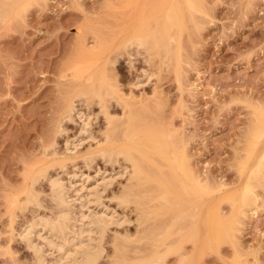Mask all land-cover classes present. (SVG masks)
Here are the masks:
<instances>
[{
    "label": "rangeland",
    "instance_id": "rangeland-1",
    "mask_svg": "<svg viewBox=\"0 0 264 264\" xmlns=\"http://www.w3.org/2000/svg\"><path fill=\"white\" fill-rule=\"evenodd\" d=\"M0 3V264H37L21 233L32 220L56 217L50 179L62 181L77 219L78 174L101 173L111 183L82 211L125 221L107 225L100 264H108L113 235L134 238L144 225L156 235L163 220L186 212L188 229L173 228L155 264H264V0ZM136 35L145 47L125 44ZM95 89L116 119V147L126 144L123 134L133 137L126 146L139 150L141 175L128 180L123 155L97 152L106 120ZM176 172L186 189L179 194L196 196L194 210L162 204L178 191L169 179ZM125 184L136 193L128 205L116 197ZM37 232L31 240L53 264L56 251ZM145 241L130 243L141 245L136 264H152Z\"/></svg>",
    "mask_w": 264,
    "mask_h": 264
},
{
    "label": "bare ground",
    "instance_id": "bare-ground-1",
    "mask_svg": "<svg viewBox=\"0 0 264 264\" xmlns=\"http://www.w3.org/2000/svg\"><path fill=\"white\" fill-rule=\"evenodd\" d=\"M19 9H20V7H19ZM19 9H18V11H19ZM184 18H185V16H184ZM126 42H128V43H126ZM126 42H125L126 45L133 44V45L140 46V47H143V46L145 47L147 44L142 35H136L132 38H129L126 40ZM90 79H91V77L88 76L86 78V81H90ZM97 89H95V92ZM98 91L99 90H97V92L94 95L99 99V102L103 104V105H101V108H102V111L104 112V116H105V120H106V126L102 132L103 133L102 134L103 135V140H102L103 144L101 143L102 145L98 148L97 152L103 158H108V159H111L112 157L117 156V155H123L124 159H126L130 163V166L132 167V170L128 176V180H130L134 175L135 176H137L138 174L141 175L142 173L145 172L141 166V165H143V163L141 162L142 164H140V161L142 160V158L140 157L141 158V160H140V158H138V156H136V155H138L139 150L136 151L137 152L136 155L134 153V155L136 157L135 158L134 155H132L133 153L131 151V150H133L132 148H134V147L129 149L126 146L127 139L129 140V139L133 138V137L130 138L131 137L130 132L127 134H123V139L126 140V144L123 143L122 147H120V148L116 147L115 142H114V138L117 136V132H116L117 130H116V126H115L116 119L112 118L110 116V113L107 112V109H106L107 106L105 107L104 102L102 101L103 99L101 98V94ZM88 92H91V91H88ZM72 102L69 103V105L67 106V111L72 110V108H73ZM103 109L106 111H104ZM83 116L84 115L82 114V117ZM87 116H84V119H81L82 120V127H81L82 132H85L86 128H88V127H86V125L88 124V117ZM263 119H264V115H259V121L258 122L261 123L263 121ZM260 126H261V124L259 125L257 130L260 129ZM167 136H168V134H167ZM66 144H67V148H68V142ZM145 145H146V143H145ZM171 153L175 154V150L173 149V152L171 151ZM159 155H161V154H159ZM174 163L180 167L181 171L184 172L183 174H186L184 171V165L181 166V163L178 159H176L174 161ZM168 164L170 166H173L172 162H169ZM183 174L181 176L178 175V173L173 174V178H172V175H171V177L168 176V177H170L169 179H174L173 183L175 185L172 182H171V184H173L174 186H177L178 191L171 190V192H168V196L165 197L162 201L164 208L172 207V206L175 207L176 205H179L183 202H187L188 205H190L193 210H194V208H196L197 202L194 200V198L196 196H194L192 194L188 195V196H184V195L179 194V193H183L184 191H186V189H184L182 186V183H183L182 179L184 177ZM74 176L77 177L76 174L73 175V178H74ZM97 176L91 177V180H90V177H88L87 174L83 175V176L78 174L77 187L75 186L76 188L74 189V191H77L79 193L78 198L80 201V204H79L80 212H78L79 215L77 218V219H79L78 220L79 221L78 227H75L76 225H74V222L75 221L77 222V219L74 217V215L72 213V210H71V208H72L71 203L72 202H70L71 200H69L67 197L66 189H65L66 187H64L62 181H60V179L58 177L50 179L49 185L51 188V193L54 197L53 199H55V201H56V203H55L56 209H57L56 217H54V218L42 217V216L39 218L35 217L38 219L32 220V223L28 224L23 229V231L21 233L22 234L21 238H23V240L25 239L27 241L26 244H28V246L30 248H32V251L35 253V255L37 257V261H36L37 264H47L46 261H44L45 255H44V253L42 254L41 247L34 244L31 240V237H32L31 233H33V231L37 232V230H35V228H37V227H40L43 231H47V233H49V237L48 236H42L41 234H39V231L37 232V234H35V233L34 234L37 235L38 238L40 237L42 239V240L40 239L41 241L44 240L45 243L49 247H51L52 249H54V251H56V255L54 257L53 264H100L101 257L104 256V251H105L104 246L102 245L101 242L103 241L102 239L105 236V234H104V233H106L105 230L107 231V229H106L107 225L109 224L108 226H110L111 222H113V223L115 222L116 224H120L121 222H123L125 220L121 221V220L115 218V216H112L113 214L107 215L108 213H106L105 211L104 212L100 211L98 213V212H95L93 210L94 212L93 213L91 212L92 213L91 215L83 213L81 206H83L85 204L84 202L87 200H90V201L86 202L87 205L89 202H92L91 201L92 199H89L90 198L89 196H92L94 198L95 197L98 198L100 190L102 189L100 193H103L104 192L103 190L106 189L104 187L106 185L109 186L111 183V180H110L111 176L107 177L103 173H101ZM88 179L91 181V183H90L91 185H86V182ZM189 179H191V177ZM168 181H170V180H168ZM195 181H196V185H195L196 187L201 186V184L198 183L197 180H195ZM75 183H76V181H75ZM74 185H76V184H74ZM99 187H101V189ZM137 188H138V186H137ZM82 189H84V191H85L84 194H81V192H79V190L81 191ZM164 192H161L160 194L164 195ZM135 196H136L135 191H133L132 188L128 184H125L122 186V189L120 190L119 194L116 197H117L119 204L128 205L131 201L135 200L134 199ZM81 197L83 198L82 200H81ZM132 198H133V200H132ZM31 199H32L31 203L37 204V202L35 201L36 200L35 198L32 197ZM93 202H94V200H93ZM142 207H143V205H142ZM144 209H145V207H144ZM186 213H188V212H186ZM186 213H185V215H181L182 217H180L177 214H175V215L173 214V216L169 220H167V219L163 220L164 222H162V223L165 226L163 229H161L162 231L159 233H156V235H151V234L149 235L147 232L148 228L146 227V225H144L142 223L144 221L141 222L142 219L140 220L138 218L140 220L139 225L140 226H141V224L144 225L143 227L141 226V228L137 230V232L140 233V236L142 235V237L136 238L135 235L137 234V232L133 236L135 239L130 237V235L132 234L131 232H130L131 234L129 236L125 235V236L121 237L120 235H117V234L113 235L112 240H111L112 253L110 255H108V257H107L108 258V260H107L108 264H136L134 262L135 260L133 261V259H132L133 257H131V256H133V254H136V256H140V254L142 253V250L140 247L141 245L138 244V245L131 246L130 243H132V242H137V243L142 242L143 243V239L148 240V241H145V243H144L145 245H147V246H145V248L148 247L154 251V253L147 258V261L152 263V264H155V262L157 260L158 253L161 251L162 252L167 251L166 245L169 244V237L171 234H173V232L176 233V231H174L173 228L174 227L176 228L177 226L181 225L182 230H180V231L183 232L182 235L185 234L186 230L188 229L187 223H189L191 221V218L190 219L188 218L189 222L186 223V220H187L186 219ZM192 214H193L192 217L194 219L195 213L192 212ZM83 219H86L85 222H83L84 221ZM204 219H205V217H204ZM119 221H121V222H119ZM154 230H156V229H154ZM179 233H181V232H179ZM190 233L192 236L194 235V229L193 228H192V230H190ZM206 237H207V234H206ZM159 263H161V262H159Z\"/></svg>",
    "mask_w": 264,
    "mask_h": 264
}]
</instances>
